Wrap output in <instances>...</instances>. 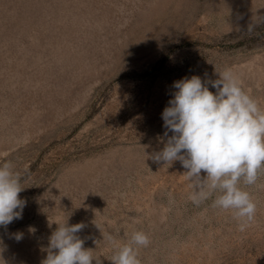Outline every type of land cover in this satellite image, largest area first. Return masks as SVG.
<instances>
[{
  "label": "rangeland",
  "instance_id": "rangeland-1",
  "mask_svg": "<svg viewBox=\"0 0 264 264\" xmlns=\"http://www.w3.org/2000/svg\"><path fill=\"white\" fill-rule=\"evenodd\" d=\"M226 69L264 108V0H0V165L26 201L0 264H43L66 221L103 264L135 231L141 264H264V171L241 184L257 204L241 231L191 201L179 161L148 158L173 82Z\"/></svg>",
  "mask_w": 264,
  "mask_h": 264
},
{
  "label": "clouds",
  "instance_id": "clouds-1",
  "mask_svg": "<svg viewBox=\"0 0 264 264\" xmlns=\"http://www.w3.org/2000/svg\"><path fill=\"white\" fill-rule=\"evenodd\" d=\"M216 75L214 80L192 75L173 82V97L161 114L164 146L148 158L163 165L179 161L192 184L191 201L198 206L211 198L213 207L232 212L243 231L257 212L251 193L241 184H256L264 171V108L232 70ZM23 190L12 163L0 165V227L22 218L26 201L19 194ZM84 227L67 221L58 225L49 237L43 264H103L77 235ZM103 238L115 244L113 235L104 233ZM15 239H21V234ZM150 242L143 231L133 232L127 243L117 246L111 264H141L139 249Z\"/></svg>",
  "mask_w": 264,
  "mask_h": 264
}]
</instances>
